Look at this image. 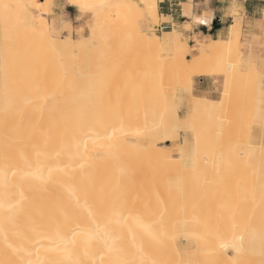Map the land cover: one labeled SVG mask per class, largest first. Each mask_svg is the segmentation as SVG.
<instances>
[{"label": "bare ground", "instance_id": "bare-ground-1", "mask_svg": "<svg viewBox=\"0 0 264 264\" xmlns=\"http://www.w3.org/2000/svg\"><path fill=\"white\" fill-rule=\"evenodd\" d=\"M57 1L75 8V25L52 34L71 39L53 48L40 32L67 18ZM158 1L76 0L137 6L98 10L93 32L94 13L70 0H4L32 5L20 10L29 23L12 33L20 59L7 115L0 59L4 264H232L219 244L259 226V78L215 70L230 39L238 61L233 28L192 46L176 28L158 34L166 20ZM44 3L54 7L40 11ZM147 4L155 22L137 24ZM196 77L216 79L209 94L193 92ZM241 259L260 264L258 246Z\"/></svg>", "mask_w": 264, "mask_h": 264}, {"label": "snow or ice", "instance_id": "snow-or-ice-1", "mask_svg": "<svg viewBox=\"0 0 264 264\" xmlns=\"http://www.w3.org/2000/svg\"><path fill=\"white\" fill-rule=\"evenodd\" d=\"M71 3H74L81 12L84 11H92L95 15V24L92 25L93 32H95L96 28L99 25V11L100 9L105 8H126L130 12L137 8L136 5L132 4H122V5H111V4H85V3H76V0H70ZM32 7V5H21V4H11L4 2V0H0V15L3 18V40L0 43V52H2V71H3V80H4V99H5V114L9 111L10 106V96L13 91L17 90V81L13 78V70L15 69L17 63L20 59V54L16 48L15 41L12 38V33L15 32L16 27L20 23H29L28 19L25 18L23 21L21 20V9H28ZM45 9L50 10L54 5L45 4L43 6ZM155 5L147 4L144 8L149 11L145 13L144 9H140L139 13L136 15V23L139 24L142 20L147 21L149 25L154 23V19L151 16V9L154 8ZM185 11L184 15L189 16L191 18V23L185 24L184 27L186 29H191L194 25H203L209 22L208 17L210 16L209 12H205L202 16H194L190 11L192 5L191 3L184 6ZM231 14L235 17L236 22L233 24L232 34L237 37L236 39V48L235 52L238 57L237 63L231 62V55L233 52L232 48V40H229V49H228V57L222 59L217 67L216 71L222 72L226 77L231 76L235 72H244L246 74L252 75L255 74L259 78L260 88H259V97L258 103L260 105V118H261V127L264 128V43H261L259 46L262 49L259 58V70L257 71V65L255 63L254 53L252 48L254 47L251 44L246 43L244 47L249 49L247 60L245 61V55L240 50V42L239 36L242 32V22L243 17L241 16V4L240 0H233L230 9ZM55 15V14H53ZM34 20L35 17H32ZM259 28L261 32L260 37H253V40H261L264 41V20L258 22ZM59 25V27H57ZM68 31L71 33L73 31L71 23L69 20L61 13L56 19L53 20L52 26L49 27L46 22H42V29L40 35L42 39L47 40L48 43L54 48L57 43L67 44L71 43V39H65L63 42L55 40L52 38V34L62 31ZM225 99L221 100L219 106L223 108L227 102V98L229 97L228 90V79L225 80ZM262 153H264V144H262ZM2 207V206H0ZM11 207V206H9ZM235 227V225H234ZM247 238V239H246ZM247 243V247H246ZM259 248V255L262 257L260 264H264V197H262V211L259 220V226H252L251 222L244 226L243 232L239 235L233 234L231 240L222 241L219 244V250L227 253L228 249H231L234 253V258L232 260V264H250L249 261L241 259L244 256L245 252H249L251 254L256 253V248ZM0 264H4L3 261H0ZM31 264V262H29Z\"/></svg>", "mask_w": 264, "mask_h": 264}, {"label": "crops", "instance_id": "crops-1", "mask_svg": "<svg viewBox=\"0 0 264 264\" xmlns=\"http://www.w3.org/2000/svg\"><path fill=\"white\" fill-rule=\"evenodd\" d=\"M188 3L192 5L191 12L193 15L202 16L205 12L210 13L208 24L194 25L190 30L184 27L185 24L191 23V18L184 15V6ZM232 3L233 0H159L158 8L160 13L166 17L163 22L164 31L176 28L180 32L182 39L189 41V45H194L195 39H226L229 37L233 28L232 25L236 22L235 17L230 12ZM240 4L241 16L243 17L242 32L239 36L240 50L244 55H248L249 49L244 47V45L246 43L253 45L252 51L255 63L259 66V58L262 51L259 45L264 43V41L253 40V37L262 35L258 22L264 20V0H240ZM55 7L56 12L62 10L59 5ZM215 81V78L196 77L192 84V90L195 94L207 95Z\"/></svg>", "mask_w": 264, "mask_h": 264}, {"label": "rangeland", "instance_id": "rangeland-1", "mask_svg": "<svg viewBox=\"0 0 264 264\" xmlns=\"http://www.w3.org/2000/svg\"><path fill=\"white\" fill-rule=\"evenodd\" d=\"M38 1H40V0H38ZM44 4H46V3H44ZM44 4H42V5H40V6H43ZM56 5H59V7L62 9V10H64V12H65V15L67 16V19L69 20V21H71V24H72V26L74 27V25H75V23H73V18H74V15H75V8H73V7H71V6H68L65 2H61V1H57L56 2ZM55 5V6H56ZM41 9H43V7H41L40 8V11H41ZM47 19L48 20H50L51 21V18H50V16L49 17H47ZM162 24H163V22H162ZM57 27H59V25H57ZM158 30H159V32H158ZM165 29L164 28H162V29H160V26L159 27H157V30H156V32L158 33V34H162V31H164ZM66 32V31H65ZM196 41H197V39H195V41H194V44L196 43ZM192 46V45H191Z\"/></svg>", "mask_w": 264, "mask_h": 264}, {"label": "built area", "instance_id": "built-area-1", "mask_svg": "<svg viewBox=\"0 0 264 264\" xmlns=\"http://www.w3.org/2000/svg\"><path fill=\"white\" fill-rule=\"evenodd\" d=\"M161 27V29L163 28V24L160 26Z\"/></svg>", "mask_w": 264, "mask_h": 264}]
</instances>
